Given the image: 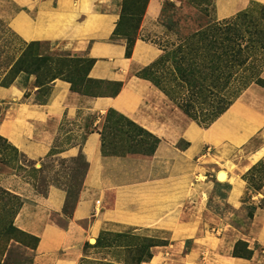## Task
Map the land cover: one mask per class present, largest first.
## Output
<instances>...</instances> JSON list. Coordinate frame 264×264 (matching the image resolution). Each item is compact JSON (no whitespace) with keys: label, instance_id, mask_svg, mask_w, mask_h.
I'll return each mask as SVG.
<instances>
[{"label":"crops","instance_id":"1","mask_svg":"<svg viewBox=\"0 0 264 264\" xmlns=\"http://www.w3.org/2000/svg\"><path fill=\"white\" fill-rule=\"evenodd\" d=\"M12 1L17 10L13 13L12 28L24 41L64 45L66 49L83 53L95 60L88 74L90 79L121 82L123 86L114 98H90L71 92L67 82L55 80L45 104L27 101L4 116L0 122V136L26 159L39 163L55 149L63 119H76L79 114L89 115L93 119L92 126L97 128L99 115L111 108L160 138L161 147L168 150L161 157V166L168 177L164 185L175 189L179 181V164L176 161L179 152L174 146L180 139V127L173 121L165 120L164 113L141 108L139 97H143V89L139 84L128 82L131 73L148 66L160 51L149 43L136 40L131 56L126 58L124 43L110 40L120 18L123 0ZM161 1H148L142 33H147L149 24L158 18ZM33 84L31 76L19 74L15 86L0 88V100L19 96L21 90L34 88ZM135 102H138L137 106ZM241 109L238 98L214 123L231 118L240 125ZM257 116L264 119V110L258 112ZM263 127L264 124L255 128L260 131ZM243 132L241 126L239 138L243 137ZM186 134L188 138H199L204 142H212L218 136L210 128L200 130L196 127L189 128ZM99 138L95 130L89 132L80 150L88 162V171L70 217L63 213L66 192L55 184L49 185L44 195L35 191H27L28 194L23 195L24 201L13 218V226L38 239L30 264H79L85 255V243L97 238L101 232L140 233L146 230L156 235L154 239L169 243L167 246L153 247L152 258L141 264H169L163 261L168 252H174L175 259L170 260L175 264H264V207H261L264 204V186L255 192L245 186L242 176L247 166L239 164V175H233V184L228 170L220 167L216 173L226 174L224 181H218L228 182L230 191L227 202L233 209L239 207L237 228L218 216L212 215L210 219L208 215L203 216L204 213H196L202 208L199 202H193L192 209L184 213L185 216L181 215L179 197L176 195L164 198L154 209L143 207L142 200L133 196L131 186L119 183L110 175L105 177L106 170L112 174L121 164L103 159ZM80 151L79 147L72 146L56 156L72 158ZM263 156L264 145L253 155L252 163ZM141 185L139 183L137 186L141 188ZM13 193L21 196L19 191ZM99 198L101 203L97 200ZM248 205L254 208L251 217L245 209ZM58 220L62 223H58ZM203 221L215 233H202ZM190 238L193 242L187 253H183L182 240ZM237 241L246 243L247 249L252 251L249 260L232 256Z\"/></svg>","mask_w":264,"mask_h":264},{"label":"rangeland","instance_id":"2","mask_svg":"<svg viewBox=\"0 0 264 264\" xmlns=\"http://www.w3.org/2000/svg\"><path fill=\"white\" fill-rule=\"evenodd\" d=\"M133 1L123 0L121 3L127 15L120 23L119 33L128 34L130 37L135 34L136 40L149 43L158 49L159 56L162 47L186 38L204 24L225 20L255 5H264V0H162L158 18L151 25L149 24L147 33H142L144 15L138 29L129 30L130 26H136L135 21L140 15L139 11L132 15ZM133 7L141 10L142 2L135 1ZM16 11L12 0H0V88L15 86L17 77L13 80L15 69L11 70V67L24 51L25 44L30 43L13 31L12 17ZM111 39L113 42L122 41L125 45V38L121 36ZM37 43L38 46L35 49L39 51L38 53L45 52L52 58H55L54 54L57 53L62 56L67 55L71 60L86 57L83 53L64 48L67 47L64 45L53 46L42 41ZM145 67L131 73L128 82L139 84L143 89L141 91L143 97L141 95L139 97L141 108L144 110L151 108L155 112L164 113L165 120L173 121L180 127V139L174 146L179 152V159L176 160L179 164V181L176 182V188H166L164 185L168 177L165 176V169L161 166V157L163 153L166 155L168 150L161 147L160 138L111 108L99 115L100 123L97 128L92 126L93 119L89 115L79 114L76 119H63L54 144V153L39 163L26 159L9 141L0 136V264H17L24 260L31 261L33 258L35 245L33 240L18 231L4 235L2 230L3 226L12 222L11 213L22 205L23 195L28 194L27 191L44 195L47 187L55 184L66 192V207L68 211L71 209L88 171V162L80 150L86 135L94 130L100 136L103 159L105 161L110 159L121 164L118 170H113L115 174H110L106 170L105 177L110 175L118 179L119 183L124 182L131 186L133 196L139 201L142 200L143 207L154 209L164 198L176 195L179 197L181 215L185 216L184 213L192 209L193 202L196 204L199 202L202 208L196 213H204L203 216L208 215L210 219L212 215L218 216L239 228V219H237L239 207L233 209L229 205L227 201L230 186L228 182H219L216 179V173L220 167L228 170L232 179L230 182L233 184V175H239L240 164L248 167L242 179L250 191L255 192L256 188L264 184V156L252 163L253 155L264 145V127L260 131L257 130L264 124V119L257 116L258 112L264 110V88L251 83L240 94L239 102L242 106L240 125L231 118H223L217 123H214L216 119L211 125L204 126L183 115L149 80L137 76ZM22 72L28 75L24 70ZM30 76L34 80V88L21 90L19 96L13 95L0 100V122L14 107L17 108L18 105L27 101L39 103L47 97V89L51 86L45 84L48 77L43 79V71ZM37 77L41 84L38 87L36 86ZM260 78L264 80V70ZM86 85L89 90L101 95L110 91V87L106 84L87 83ZM137 105L138 102H135V106ZM241 126L244 132L243 137L239 138ZM192 127L200 130L210 128L214 135L218 136L213 138L212 142L188 138L186 132ZM163 142L166 143V140ZM72 146L79 147L80 153L72 158L56 156ZM138 182L142 184L141 188L137 186ZM14 191H19L21 196L13 193ZM6 193L14 196L15 199L8 197ZM97 200L102 202L100 198ZM244 201L247 204L246 197ZM262 206L264 207V204H261ZM97 208H100V204ZM245 209L248 215L253 211L251 205ZM58 223L61 224L62 221L58 220ZM133 230L138 229L133 228ZM201 231L205 234L215 233L206 221H203ZM125 233L129 235V238L118 240L114 244L108 243L107 247H96V241L101 237L103 241L109 242L108 235L114 232L99 234L94 239L95 242L87 241L88 247L84 249L85 255L79 264H130V258L138 254V247L145 244L141 241L142 239L147 242L153 241L159 247L167 246L169 243L166 240L154 239L156 235L150 230ZM192 242V238L182 240L183 253H187ZM164 257L165 263L175 264L173 260H170L175 259L174 252H168Z\"/></svg>","mask_w":264,"mask_h":264},{"label":"trees","instance_id":"3","mask_svg":"<svg viewBox=\"0 0 264 264\" xmlns=\"http://www.w3.org/2000/svg\"><path fill=\"white\" fill-rule=\"evenodd\" d=\"M135 1L142 2L141 10L133 7ZM148 1H133L132 15L137 11L140 12V15L135 21L136 26H130L129 30L138 29ZM125 15H127L125 7L121 4L120 18L111 38L117 36L125 38L124 55L129 58L136 37L135 34L130 37L128 34L119 33V26ZM110 40L112 41V39ZM36 46H38L37 42L25 44L24 51L11 67V70L15 69L13 80L19 74H23L22 70L28 74L27 76L43 71V79L48 77L45 84L51 85L55 80H61L70 84L71 92L82 96L114 98L121 91V82L92 80L88 77L95 63L94 59L78 57L71 60L67 55L62 56L60 53L54 54L56 57L52 58L45 52L38 53L39 51L35 49ZM160 50L161 55L137 76L149 80L188 119L209 126L227 111L251 83L264 88V80L260 78V74L264 70V5H255L225 20L204 24L203 27L186 38L162 47ZM65 71H67L66 75ZM87 83L106 84L110 87V91L103 95L98 94L89 90ZM36 84L37 87L41 86L38 77ZM50 94L51 86L47 89V97L40 100L39 104H45ZM53 153L54 149L49 155ZM262 186L264 184H261L255 191H259ZM6 195L15 199L14 196L7 193ZM78 195L69 211L65 200L63 208L65 216L70 217L77 203ZM20 207L21 205L12 211V222L3 226L2 230H4V235L18 231L30 238L34 241L33 250H35L38 239L12 226L13 218ZM100 234L104 235V232ZM108 236H110L109 242H105L99 237L96 247H107L108 243L114 244L118 240L129 238L126 233H114ZM141 241L145 244L138 247V254L130 258V264L148 262L152 258L150 249L159 246L153 241L147 242L145 239ZM87 247L88 245L85 243L84 249ZM232 256L249 260L252 257V251L247 249L246 243L237 241ZM31 261L24 260L17 264H30Z\"/></svg>","mask_w":264,"mask_h":264},{"label":"bare ground","instance_id":"4","mask_svg":"<svg viewBox=\"0 0 264 264\" xmlns=\"http://www.w3.org/2000/svg\"><path fill=\"white\" fill-rule=\"evenodd\" d=\"M218 175V174H217ZM217 175H216V178H217ZM226 179V174L225 173H222V174H220L219 175V179L218 180H220V181H224ZM91 242H94V240L93 239H90V243ZM93 244V243H92Z\"/></svg>","mask_w":264,"mask_h":264},{"label":"water","instance_id":"5","mask_svg":"<svg viewBox=\"0 0 264 264\" xmlns=\"http://www.w3.org/2000/svg\"><path fill=\"white\" fill-rule=\"evenodd\" d=\"M219 175H220V174L217 175V178H216L217 180L219 179ZM89 243H90V240H89Z\"/></svg>","mask_w":264,"mask_h":264},{"label":"built area","instance_id":"6","mask_svg":"<svg viewBox=\"0 0 264 264\" xmlns=\"http://www.w3.org/2000/svg\"><path fill=\"white\" fill-rule=\"evenodd\" d=\"M97 204L99 203V202H96Z\"/></svg>","mask_w":264,"mask_h":264}]
</instances>
